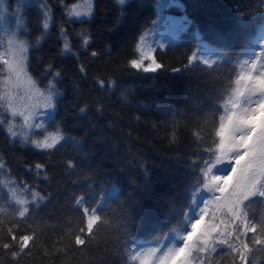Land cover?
Wrapping results in <instances>:
<instances>
[{
	"label": "trees",
	"instance_id": "16d2710c",
	"mask_svg": "<svg viewBox=\"0 0 264 264\" xmlns=\"http://www.w3.org/2000/svg\"><path fill=\"white\" fill-rule=\"evenodd\" d=\"M42 3L53 14L47 33L42 28ZM93 6L90 20L81 17L69 22L58 0L0 4L8 16L22 15L25 21L23 31L15 29L14 20H5L0 28L9 60L8 31L15 30L19 40L28 42L26 72L36 88L48 94L47 83L53 79L45 74L49 65L60 73L53 80L55 123L48 131L59 125L76 142L65 141L50 153H41L10 142L0 125V163L5 165L0 168V264H139L130 260L139 250L135 246L157 247L155 241L165 234L174 238L169 246H178L185 234L182 214L190 206L194 183L186 161L212 144L219 117L226 114L217 105L235 87L233 81L246 67L243 61L264 49V0H125L123 5L118 0H93ZM61 27L69 34L71 52H62ZM81 32L91 37L87 48L77 36ZM138 48L159 49L152 54L163 69L147 74L132 69L129 61L140 58ZM194 52L201 62L188 66ZM7 67L0 65V95H11L13 107L25 111L37 101L27 77L17 81ZM101 80L115 85L102 89ZM6 108L0 102V120L5 123L11 118ZM13 123L17 131L23 130L22 117H15ZM31 135L41 138L35 130ZM70 160L75 168L67 167ZM37 163L47 166L39 177L26 170ZM21 181L47 197L25 218L19 217V206L9 192L15 188L16 198L31 199ZM93 194H99L96 200L91 199ZM82 195L86 202L77 208L75 198ZM100 196L103 206L96 214L105 223L99 228L94 225L89 234L91 213L82 209L96 207ZM248 211L259 218L264 202L254 200ZM122 223L129 224L131 248L122 238ZM13 233L17 238H36L18 260L11 256L17 247L3 248L11 243ZM78 235L84 245L74 243ZM217 260L234 264L238 258L221 245L211 254L212 264ZM249 260L264 264V247L257 246Z\"/></svg>",
	"mask_w": 264,
	"mask_h": 264
},
{
	"label": "snow or ice",
	"instance_id": "6c2138e0",
	"mask_svg": "<svg viewBox=\"0 0 264 264\" xmlns=\"http://www.w3.org/2000/svg\"><path fill=\"white\" fill-rule=\"evenodd\" d=\"M2 2L3 0H0V4ZM58 2L69 22H72L73 18L81 17L90 20L94 15L93 0H82L71 4L66 3L65 0ZM118 3L123 5L125 0H118ZM39 7L44 17L42 28L47 33L53 23L52 10L46 3H42ZM5 20H14L15 29L23 31L25 21L22 15L8 16L3 9H0V28H3ZM59 36L62 41V52H71L69 34L63 27L59 30ZM77 36L82 46L87 48L91 42L90 35L81 32ZM40 42L41 40L37 39L36 43L40 44ZM8 47L10 60H5L4 63L8 66L9 75H14L19 81L22 77H27L28 42L19 40L17 31L9 30ZM138 51L140 58L129 61L132 69L143 71L145 74L157 73L158 70L163 69L164 66L158 63L152 54L159 49L154 48L151 52H146L138 48ZM91 55L95 57L97 53L92 52ZM145 60L150 63L145 65ZM197 60L200 58L194 52L189 57L188 66ZM262 61H264V49L255 53L253 58L243 61L246 67L233 81L235 87H232L230 92H226L223 103L217 105V110L226 114L219 117L215 139L207 148H200L198 153H194L196 159L189 158L186 161L187 168L194 174V183L190 189V206L188 211L182 214L185 217V234L178 241V246H169L174 238L171 234H165L155 241L157 247L135 246L139 250L130 255L131 261L139 260V264H212L211 254L216 253L223 245L229 253L238 258V261L234 260V264H251L250 254L257 246L264 247V214L256 218L248 211L254 200L259 199L264 202V62ZM202 63L207 66L209 60L203 59ZM51 69V65L45 69V74L53 77L48 80L47 95L36 88L35 80L27 77L26 83L37 103L29 104L25 111H18L13 107L14 97L11 95L7 93L0 95V102L7 104L6 111L11 117L6 123L0 120V125L5 126L10 142H19L22 147L30 146L41 153H50L65 141L76 143L73 138L64 135L59 125L55 130L48 131V126L55 123V120L51 112L41 109L55 110L53 101L57 90L53 80L60 76L59 72H53ZM83 71L84 69L81 68L82 73ZM8 83L9 81L6 80V87ZM98 84L103 89L114 87L115 82L109 81L106 85L101 80ZM83 111L84 109H81V112ZM17 116L22 117L20 126L22 131H17V126L13 123ZM33 130L41 137L40 139L32 138ZM4 166L0 163V168ZM46 167L45 164L37 163L26 170L34 171L39 177L46 171ZM67 167L75 168V162L67 161ZM44 179H47L46 175ZM20 183L27 188L31 199L16 198L15 188H10L9 192L14 204L19 206V217L25 218L31 215L33 206L39 208L47 197L41 196L40 192L34 187H29L25 182ZM98 195L93 194L91 199L96 200ZM112 195H116L115 191ZM103 200V196H100L96 207L82 209L85 214L91 213L87 220L89 234L93 233L94 225L99 228L105 223L96 214L102 210ZM85 202L83 195L75 198L77 208ZM121 229L122 238L126 239L127 246L131 248L133 244L129 224L122 223ZM35 239L34 235L17 238L13 233L11 243H4L3 248L11 251L13 247H17L18 251H11V256L18 260L29 250L30 242L35 243ZM74 243L78 246L84 245L85 240L78 235ZM147 257L154 259L149 260ZM121 258L127 261L129 256ZM216 264H220L219 260Z\"/></svg>",
	"mask_w": 264,
	"mask_h": 264
},
{
	"label": "rangeland",
	"instance_id": "374dc122",
	"mask_svg": "<svg viewBox=\"0 0 264 264\" xmlns=\"http://www.w3.org/2000/svg\"><path fill=\"white\" fill-rule=\"evenodd\" d=\"M1 34H2V30L0 29V65H5L4 61L9 60L8 48H7V45L2 42ZM46 112H52V110L48 109V110H46Z\"/></svg>",
	"mask_w": 264,
	"mask_h": 264
}]
</instances>
